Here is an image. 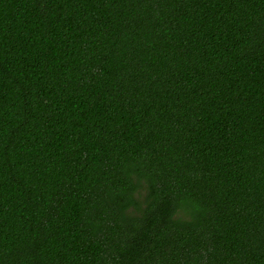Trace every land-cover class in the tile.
<instances>
[{
  "label": "trees",
  "instance_id": "1",
  "mask_svg": "<svg viewBox=\"0 0 264 264\" xmlns=\"http://www.w3.org/2000/svg\"><path fill=\"white\" fill-rule=\"evenodd\" d=\"M0 264H264V0H0Z\"/></svg>",
  "mask_w": 264,
  "mask_h": 264
}]
</instances>
